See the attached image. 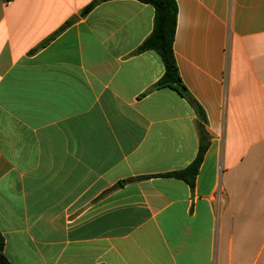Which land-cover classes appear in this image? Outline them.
<instances>
[{"label":"crops","instance_id":"crops-1","mask_svg":"<svg viewBox=\"0 0 264 264\" xmlns=\"http://www.w3.org/2000/svg\"><path fill=\"white\" fill-rule=\"evenodd\" d=\"M92 1L0 0L5 255L264 264V0H176L174 53L209 134L194 187L164 175L195 160L200 117L154 88L158 53L136 52L155 8L110 0L82 16Z\"/></svg>","mask_w":264,"mask_h":264},{"label":"trees","instance_id":"trees-1","mask_svg":"<svg viewBox=\"0 0 264 264\" xmlns=\"http://www.w3.org/2000/svg\"><path fill=\"white\" fill-rule=\"evenodd\" d=\"M110 0H94L86 6L81 15H87L96 5ZM145 4H150L155 8L154 29L152 33L143 41L137 49V53L147 50H154L161 57L164 64V74L156 82L154 88L170 87L177 90L183 97L188 99L200 117L198 131L200 145L195 160L185 169L165 174L185 181L194 187L204 156L209 147V134L206 130L207 116L200 104L191 96L187 87L182 81L177 60L174 53V40L177 27L178 6L176 0H138ZM73 21V20H72ZM69 21L64 26L72 23ZM63 29V28H62ZM146 176L144 178H148ZM143 178V177H141ZM132 181L133 179H129ZM5 239L0 230V264H12L4 253Z\"/></svg>","mask_w":264,"mask_h":264}]
</instances>
